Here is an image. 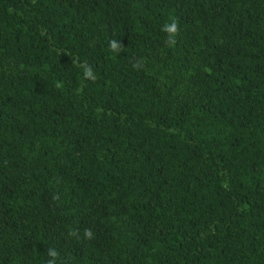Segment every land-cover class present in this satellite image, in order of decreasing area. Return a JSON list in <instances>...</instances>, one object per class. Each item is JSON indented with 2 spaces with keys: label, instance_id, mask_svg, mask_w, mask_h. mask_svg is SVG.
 Instances as JSON below:
<instances>
[{
  "label": "trees",
  "instance_id": "trees-1",
  "mask_svg": "<svg viewBox=\"0 0 264 264\" xmlns=\"http://www.w3.org/2000/svg\"><path fill=\"white\" fill-rule=\"evenodd\" d=\"M49 261L264 264V0H0V264Z\"/></svg>",
  "mask_w": 264,
  "mask_h": 264
},
{
  "label": "clouds",
  "instance_id": "clouds-1",
  "mask_svg": "<svg viewBox=\"0 0 264 264\" xmlns=\"http://www.w3.org/2000/svg\"><path fill=\"white\" fill-rule=\"evenodd\" d=\"M162 30L165 31V32H167L168 34H170L172 36V39H170L168 41L169 46H171L172 44H174L175 43V35L178 33L177 22L175 20H173L171 22V24H166ZM117 47L118 46H117V44L114 41L113 42H110V48L111 49H117ZM90 73H91V69H88L85 72V77L86 78L87 77H91L90 76ZM91 78L92 79H95V77H91ZM85 236L88 237V238H90L92 236L91 231L90 230H86L85 231ZM53 253L56 255V253L54 251L53 252H50L49 255H52ZM48 264H52V262L49 261Z\"/></svg>",
  "mask_w": 264,
  "mask_h": 264
}]
</instances>
